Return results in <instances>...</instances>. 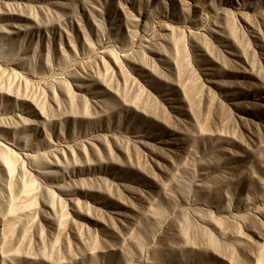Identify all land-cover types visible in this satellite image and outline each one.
<instances>
[{"label": "rangeland", "instance_id": "rangeland-1", "mask_svg": "<svg viewBox=\"0 0 264 264\" xmlns=\"http://www.w3.org/2000/svg\"><path fill=\"white\" fill-rule=\"evenodd\" d=\"M0 264H264V0H0Z\"/></svg>", "mask_w": 264, "mask_h": 264}]
</instances>
